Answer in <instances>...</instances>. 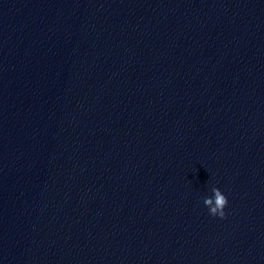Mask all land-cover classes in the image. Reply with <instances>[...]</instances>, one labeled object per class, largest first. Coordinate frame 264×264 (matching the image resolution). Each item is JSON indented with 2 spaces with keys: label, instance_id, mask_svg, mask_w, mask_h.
<instances>
[{
  "label": "clouds",
  "instance_id": "obj_1",
  "mask_svg": "<svg viewBox=\"0 0 264 264\" xmlns=\"http://www.w3.org/2000/svg\"><path fill=\"white\" fill-rule=\"evenodd\" d=\"M213 196L211 198L204 199V205L209 209V213L212 216L225 217L224 208L228 204L227 197L220 191L219 188L213 187L211 189Z\"/></svg>",
  "mask_w": 264,
  "mask_h": 264
}]
</instances>
